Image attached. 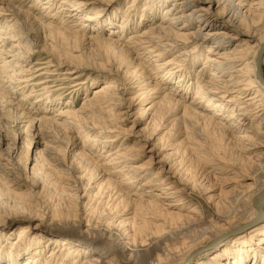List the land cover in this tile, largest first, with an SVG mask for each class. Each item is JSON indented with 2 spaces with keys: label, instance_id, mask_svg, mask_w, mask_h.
Wrapping results in <instances>:
<instances>
[{
  "label": "bare ground",
  "instance_id": "obj_1",
  "mask_svg": "<svg viewBox=\"0 0 264 264\" xmlns=\"http://www.w3.org/2000/svg\"><path fill=\"white\" fill-rule=\"evenodd\" d=\"M34 1L0 0V20L6 19L0 24V111L17 114L24 131L48 141L56 166L71 176L83 173L65 183L66 189L80 193L77 182L88 170L105 188L115 185L108 201L136 205L119 216L124 224L132 221L135 237L166 226L163 218L180 220L192 235L189 246L152 264H264V0H127L124 13L100 21L99 11L93 16L86 8L96 0ZM111 25L116 28L108 30ZM115 30L117 40L112 39ZM71 41L101 45L86 53L84 70L95 69L106 79L94 78L88 85L81 64L62 67L68 55L61 47ZM52 49L59 51L50 54ZM34 53L45 56L30 65ZM137 56L145 63L134 62ZM96 59L103 64L90 63ZM139 78L136 87L150 86L139 88L143 95H159L136 114L138 123L145 116L148 132L133 138L118 124L127 122L136 106L126 94ZM79 93L84 96L77 107ZM24 109L42 115L31 118ZM190 129L214 134L219 143L223 139L225 155L203 148ZM56 146L77 165L67 167ZM12 150L3 160L14 161ZM158 150L166 153L159 158ZM147 153L152 157L138 163ZM175 156L189 178L172 168ZM101 159L106 161L98 163ZM22 204L19 212L33 217ZM78 212V220L95 227L85 237L89 243L76 247L56 240L46 257L28 229L20 227L11 244L13 233H2L6 225L0 223V239L9 243L6 259L5 245L0 246V264H115L131 235L126 232L117 241L110 230L96 229L106 227L89 211ZM74 224L66 220L57 227L64 235ZM100 234L109 240L93 237Z\"/></svg>",
  "mask_w": 264,
  "mask_h": 264
},
{
  "label": "rangeland",
  "instance_id": "obj_2",
  "mask_svg": "<svg viewBox=\"0 0 264 264\" xmlns=\"http://www.w3.org/2000/svg\"><path fill=\"white\" fill-rule=\"evenodd\" d=\"M31 2L35 3L34 0H31ZM91 3H87L88 5L86 6L89 7L86 8H91V11L93 12L91 15L93 16L97 11L101 13V17L98 18V21L102 19H113V16L116 13H119V11L124 13V8L128 5L127 0H115L114 3H110L109 0H96L92 4ZM11 5L19 8L16 4ZM38 7H40V4ZM168 7H170V4ZM130 10H132V8H130ZM5 21L6 19L2 17L0 24H4ZM49 22V20L42 21L43 24L41 26L48 24ZM80 22L81 24L85 23L82 21ZM111 27L115 26H107V29L112 30ZM143 27L144 26L140 27L139 30L142 31ZM92 32L93 31L88 32L86 35H92ZM117 33L118 31L116 30L113 32L112 37L114 38L112 39H118L115 37L117 36ZM35 40H37V45L41 46L42 43L39 39L35 38ZM99 46L101 45L86 44V42L83 41H71L65 45V47H61V52L63 51L68 55L65 59H63L64 64L62 67L68 68L69 64H73L74 62L81 64V71L84 75L83 78H87L88 85L92 83L94 78H105L102 73L95 69L86 68L84 70V67H86L84 64H87L85 61L86 53L96 50ZM36 48L37 46H33V49L36 50ZM58 51V49H52L50 54H54ZM44 56L45 55L42 53H34L31 58L30 65L34 61H39V59L44 58ZM167 58H165V60ZM125 59L127 61L129 60L128 54ZM135 61H138L141 64L145 63L138 56L136 57V60L134 59V62ZM90 63L103 64V62L98 59L91 60ZM133 66V64L127 65L129 70L133 69ZM139 81L140 78L134 81V84L130 86L131 89H129V94H126V97L133 98V103L136 106L130 112L131 114L129 117L125 118L127 122L118 124L120 126L122 125L121 127L126 130L125 132H128V134L133 138H135L134 136H136V134H140V131L147 129L148 127L147 120H144L145 116L138 119H143L142 122L138 123L136 120L134 122L136 114L140 113L142 107H146L149 102H153L151 101L153 100V97H157V95H159L158 93L155 95L151 94V96L147 97L143 95L142 90L139 88L147 87V85L142 84V86L140 85V87H136L135 84ZM92 89L88 92L89 95L92 94ZM149 89L150 86L148 85L147 90ZM83 96L84 94L81 93L80 97L77 98L75 102L77 107L82 102L81 100ZM155 101H157V99H154V102ZM24 108H26V106ZM27 108H31V106H28ZM56 109L57 108L51 110L48 115L52 116V113ZM5 111H0V223H5L6 225L3 229H1L2 233H13L11 239H8L11 244L15 241L14 238L18 234V231L20 230L19 228L25 227L29 230V237L31 239L35 238H32V235H35L39 240V243L35 242V245L41 250L40 256L43 257L50 254V250L54 248L56 240H58L57 244L64 243L62 242L64 240L66 243L76 247L78 245L85 246V244L89 243L85 239L86 235L88 234L89 236H92V230H94L95 227L87 226L86 219L84 222L78 220L77 215L80 213L78 212V209L82 208L90 212L91 217L98 221L99 226H101V223L106 227V229L97 227V230L101 232L110 230L114 235H116L117 241L126 232L131 235L128 240H123V243H128V246L117 252V262L115 264H152L161 261L163 258L167 259L170 253L181 252L189 246L187 243L192 237L189 229L182 227L181 221L172 217H168L167 219L163 218L166 226H159L153 231L151 230V235L149 237H146L148 235L147 232H140V235L135 237L132 228V221L124 224V221H121L123 217L119 216H121L124 211L135 210L136 205L129 203L126 199L117 200L114 204H112V201H108V194L115 191V185L111 184L105 188L101 185V183H98V180L89 170L86 171L84 178L82 180H78L77 182L78 186L82 189L80 193L76 194L73 191L71 192L67 190V185L65 183H70L72 180H75L74 178H79V175L83 173L78 172L71 176L68 170H64V167L56 166L50 155L47 153V148L51 147V144L40 135H35L34 137L32 136V134H34L33 132L28 131L27 133V131H24V128H22L23 122L21 121V118H19L17 114L11 112H9L11 113L9 114L7 111L5 113ZM24 111L29 112L28 109H24ZM41 115L42 112L30 113L31 118L35 119H38ZM146 132H148V130H144V133ZM189 135L197 138L202 147L208 149L211 153L218 154L222 157L225 155L223 139L219 143L214 134L190 129ZM83 139L84 137L81 135V137H79V141H83ZM71 141L74 142V140ZM76 142L77 140H75L74 144H76ZM14 145L16 148L13 147ZM12 148L17 153L15 157L13 156L14 161H10L9 163V161L3 160V158L7 155L5 152H9ZM56 149L58 150L57 155L59 157H65L64 164L67 167L72 168L73 165H77L75 161L71 160L70 156L66 157V151H62L64 148L56 146ZM158 153L160 154L159 158H161L164 156L166 151L158 150ZM150 157H152L150 153H147V155H144L139 159L138 163H144ZM30 159H32V161H30ZM174 160L172 168L176 171L177 175L182 178H189L191 176L190 171L187 168H182V165L178 162L179 159H177L176 156L174 157ZM102 161H106V159H101L98 163H101ZM41 164L43 165L42 168L40 167ZM205 169L206 167L204 170ZM46 170L51 172L49 176H45L44 171ZM12 172H19V177L17 176L14 178L11 175ZM31 173H35L36 175L33 177L31 176ZM229 177L234 178L235 176L233 174H229ZM36 181L39 183H35ZM98 189H104L101 196L96 194ZM247 190L250 191V189ZM84 192H86V194H83ZM89 197L91 198V201H88ZM22 203H25L30 207L33 211L31 214L33 217H28L25 213L19 212L20 208L23 206ZM137 207L139 208L137 211L146 210L145 207ZM128 216L130 215H127V217ZM66 220L72 221L75 224L74 227H72L69 231L64 232V235H62L61 232L63 231L58 229L57 226L59 223H64ZM78 221H80L81 224L80 222L78 223ZM47 228H49L51 232H46ZM219 230H223V228ZM178 231H181V233H178ZM93 237H103L105 241L109 240V238L103 234L95 235ZM3 242L4 237L0 239V246L3 244L5 245V252L1 255L3 259H6L5 253L8 251L9 246L7 244L9 243H7V241ZM26 242H28V240ZM92 245H97V242H93ZM134 245H136V247H134ZM164 262L165 260L159 264H163Z\"/></svg>",
  "mask_w": 264,
  "mask_h": 264
}]
</instances>
